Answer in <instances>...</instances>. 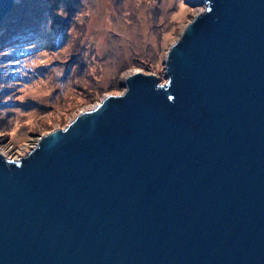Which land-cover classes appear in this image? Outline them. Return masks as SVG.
I'll return each mask as SVG.
<instances>
[{
	"label": "water",
	"instance_id": "obj_1",
	"mask_svg": "<svg viewBox=\"0 0 264 264\" xmlns=\"http://www.w3.org/2000/svg\"><path fill=\"white\" fill-rule=\"evenodd\" d=\"M199 1L164 85L0 155V264H264V0Z\"/></svg>",
	"mask_w": 264,
	"mask_h": 264
},
{
	"label": "rangeland",
	"instance_id": "obj_2",
	"mask_svg": "<svg viewBox=\"0 0 264 264\" xmlns=\"http://www.w3.org/2000/svg\"><path fill=\"white\" fill-rule=\"evenodd\" d=\"M195 1L68 0L75 17L57 33L60 20L41 31L56 45L34 41L0 56V155L10 161L30 153L80 112L107 96L122 95L127 70L143 67L164 85L169 49L207 8ZM12 22L7 17L1 36ZM77 42L84 62L79 68L68 65ZM74 69L83 75L78 78Z\"/></svg>",
	"mask_w": 264,
	"mask_h": 264
},
{
	"label": "trees",
	"instance_id": "obj_3",
	"mask_svg": "<svg viewBox=\"0 0 264 264\" xmlns=\"http://www.w3.org/2000/svg\"><path fill=\"white\" fill-rule=\"evenodd\" d=\"M191 1L192 5L196 3L195 0ZM58 9L62 11V15L65 13L63 17H59L60 11H57ZM76 12L74 6L68 3V0H14L12 9L0 22V30H2L6 27L5 20L7 17L13 19L12 28L9 32L4 33L3 36L0 35V56L4 54V51L8 52L24 44H31L34 41L45 40V44L48 46L56 45L50 37L47 38L41 33L44 25L54 23L57 25L58 20H60L61 23L56 30L57 33L65 22L75 17ZM2 60H5V58L2 57ZM70 63L77 64V68L83 67V51L80 49V43L78 42L70 53L68 65H71ZM74 70L78 78L83 75L82 72L79 73L76 69Z\"/></svg>",
	"mask_w": 264,
	"mask_h": 264
},
{
	"label": "bare ground",
	"instance_id": "obj_4",
	"mask_svg": "<svg viewBox=\"0 0 264 264\" xmlns=\"http://www.w3.org/2000/svg\"><path fill=\"white\" fill-rule=\"evenodd\" d=\"M130 75L127 73H125L124 77H122V80H126Z\"/></svg>",
	"mask_w": 264,
	"mask_h": 264
}]
</instances>
